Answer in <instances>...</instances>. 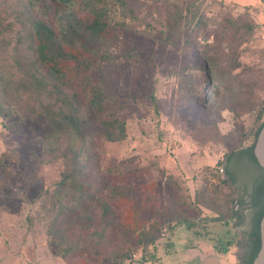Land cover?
<instances>
[{"label": "rangeland", "instance_id": "1", "mask_svg": "<svg viewBox=\"0 0 264 264\" xmlns=\"http://www.w3.org/2000/svg\"><path fill=\"white\" fill-rule=\"evenodd\" d=\"M131 1L136 19L123 17L114 7L116 29L107 34L110 58H97L89 70L66 71L93 124L122 121L124 139L93 136L76 177L57 190L63 165L44 150L50 132L44 119L0 116V248L28 241L32 247L43 245L64 264L140 263L157 241L166 245L175 223L215 216L216 233L228 230V251L241 253L250 218L245 201L260 170L238 155L227 164L233 176L227 182L223 165L230 152L252 143L264 114L256 119L264 105V37L249 12L214 0L199 4L204 22L199 29L181 25L171 34L160 33L162 25L156 22L166 15L165 8L183 15L190 0ZM80 6L81 0H72L61 12L86 18ZM14 10L12 3L0 0L2 22L13 23L0 47V65L8 72H14L20 30ZM230 18L237 19L236 26L226 22ZM57 24L55 20V29ZM26 46L18 49L23 57ZM206 50L225 72L235 62L241 64L227 73L236 75L231 82L235 89L227 91L223 84L210 88L207 102L202 97L205 77L195 69ZM197 88L200 100L194 99ZM54 190L62 205H52ZM232 205L237 215L228 221ZM104 207L109 209L105 221ZM154 228L159 237L146 244ZM222 245L216 242L215 247Z\"/></svg>", "mask_w": 264, "mask_h": 264}, {"label": "trees", "instance_id": "2", "mask_svg": "<svg viewBox=\"0 0 264 264\" xmlns=\"http://www.w3.org/2000/svg\"><path fill=\"white\" fill-rule=\"evenodd\" d=\"M1 1L12 3L20 30L13 48L14 72H8L0 65V116L25 114L31 118L40 116L44 119L50 128V132L44 137V150L51 155L55 154L63 165L60 180L56 184L58 190L76 177L80 169V156L93 136L97 135L110 142L120 141L126 136L122 121L115 120L100 127L93 124L86 105L78 96L76 87L66 71L69 72L71 68H75L76 71L89 70L96 64L97 58L101 60L110 58L111 38L107 34L116 29L117 22L114 23L112 18L117 11L114 10L115 5L123 17L136 19V14L131 8V0H81L80 7L88 15L86 18L78 17L74 13L61 12L72 0H25V4L21 6L14 2L19 0ZM201 1L190 0L185 5L183 15L165 8L166 15L161 22H156L162 25L158 31L171 34L181 25L191 31L202 27L204 22L198 11ZM2 20L0 13V47L5 37L13 31V23L5 24ZM55 20L58 23L57 29L53 26ZM236 20L230 18L226 22L234 27ZM246 28L251 31L253 27L248 25ZM22 43L27 44L25 57L18 51ZM205 48L211 47L205 44ZM201 58V64L195 69L202 71L205 77L206 88L202 91V97L207 102L210 88L217 90L219 84H223L227 86L228 91L234 87L231 82L237 77L236 75L230 77L227 73L239 68L241 64L235 62L229 67V71L225 72L221 61L216 56L208 55L207 50L201 53ZM213 70L217 72L215 76L212 74ZM200 92L198 88L195 90V100H200ZM234 97L232 95V98ZM263 111L264 105L258 110L256 119H261ZM263 126L264 114L253 133L252 143L226 156L223 171L227 182H233L227 164L238 155H245L252 166L259 168L253 156V148ZM53 194L57 195L58 192L54 190L51 195L52 205H62V199L56 200ZM241 203L243 200L239 199L237 204ZM245 203L249 204L250 218L248 230H245L243 240L239 243L241 253H236L237 264H252L261 247L260 221L264 214L262 171L258 178L252 179L248 201ZM237 204L234 201V207ZM231 209L230 218L236 217L237 211L233 205ZM108 215L109 209L104 207V221ZM158 237L159 230L154 228L144 242L152 245Z\"/></svg>", "mask_w": 264, "mask_h": 264}, {"label": "crops", "instance_id": "3", "mask_svg": "<svg viewBox=\"0 0 264 264\" xmlns=\"http://www.w3.org/2000/svg\"><path fill=\"white\" fill-rule=\"evenodd\" d=\"M214 1L224 6L235 7L239 12L242 10L246 13L249 12L256 30H259L261 37H264V0ZM259 143L260 141L255 142L253 156L258 164L260 176L261 171H264V163L257 154ZM263 216L260 221L261 243L264 238ZM202 217V219H197L194 222L182 220L175 223L168 232L165 246L157 241L148 258H142L140 263L128 262L124 264H237L236 253L231 254L226 246L229 241L228 230L218 234L215 231L218 225L217 220L214 219L215 216ZM227 220H231L230 217ZM221 227L223 228V223ZM216 242L223 245L215 247ZM13 247L7 249L5 245L0 248V264H64L59 257H56L57 254L48 253L43 245L37 244L32 247L27 241V244L14 245ZM252 264H264V257L263 259L261 257L255 258Z\"/></svg>", "mask_w": 264, "mask_h": 264}, {"label": "bare ground", "instance_id": "4", "mask_svg": "<svg viewBox=\"0 0 264 264\" xmlns=\"http://www.w3.org/2000/svg\"><path fill=\"white\" fill-rule=\"evenodd\" d=\"M257 154L259 155L262 162L264 163V135L262 136L260 143L258 145ZM263 234H264V232H263ZM263 251H264V238H263ZM263 257H264V253H263V255H261L262 259H263Z\"/></svg>", "mask_w": 264, "mask_h": 264}, {"label": "water", "instance_id": "5", "mask_svg": "<svg viewBox=\"0 0 264 264\" xmlns=\"http://www.w3.org/2000/svg\"><path fill=\"white\" fill-rule=\"evenodd\" d=\"M264 135V126L263 128L261 129L260 133H259V136H258V140H257V143L261 140L262 136ZM263 220H264V216H263ZM264 251H263V242L261 243V248L256 256V259L261 257V255H263Z\"/></svg>", "mask_w": 264, "mask_h": 264}]
</instances>
